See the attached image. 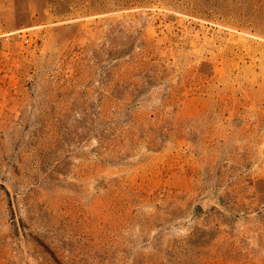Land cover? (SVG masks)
<instances>
[{"label": "rangeland", "instance_id": "374dc122", "mask_svg": "<svg viewBox=\"0 0 264 264\" xmlns=\"http://www.w3.org/2000/svg\"><path fill=\"white\" fill-rule=\"evenodd\" d=\"M0 264H264V0H0Z\"/></svg>", "mask_w": 264, "mask_h": 264}]
</instances>
